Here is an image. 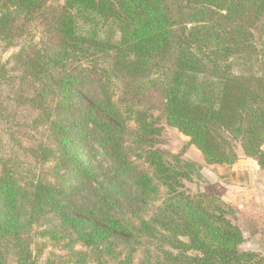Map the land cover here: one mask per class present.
<instances>
[{"label":"trees","instance_id":"obj_1","mask_svg":"<svg viewBox=\"0 0 264 264\" xmlns=\"http://www.w3.org/2000/svg\"><path fill=\"white\" fill-rule=\"evenodd\" d=\"M0 44L18 49L0 57V121L18 128L0 151V264H37L47 214L42 236L85 248L68 264L260 263L231 207L185 192L200 166L157 148L151 112L207 164L233 163L228 133L264 169V0H0ZM4 88L38 141H17Z\"/></svg>","mask_w":264,"mask_h":264},{"label":"rangeland","instance_id":"obj_2","mask_svg":"<svg viewBox=\"0 0 264 264\" xmlns=\"http://www.w3.org/2000/svg\"><path fill=\"white\" fill-rule=\"evenodd\" d=\"M62 3L63 0H57ZM34 40L38 38V30L32 32ZM17 48H5L0 44V57L3 63L9 62L10 56L16 53ZM8 88L3 89V101L7 105V109L15 115L14 122L20 125L19 132L16 136L17 141L22 142L27 146L34 141H38L39 135L35 132L29 131L26 127L29 126L31 117L34 113L26 111L24 108L16 107L11 101V95ZM11 114V113H10ZM151 114L156 118L158 126L161 128L160 136L157 138V148L166 154L170 160V156H178L182 161H190L200 166V171L197 174H192L191 181H184V190L186 193H210L218 195L224 204L232 209V213L227 216L234 225H236L243 234V242L238 246L242 252H251L256 254V259H261L259 264H264V169L261 168L257 161L253 158L247 157L241 149L238 141L233 140L232 137L225 133L228 143L233 146V152L236 156L231 165H216L207 164L201 152L191 144L190 138L179 132L176 128L168 126L164 118L158 112L153 110ZM0 121V131L3 133L0 138L3 141V147L0 151L6 153V150L12 148L7 146L10 139H14L18 128L11 126L12 123H5ZM12 145V144H11ZM263 147V146H262ZM16 149V146L15 148ZM81 156H83L81 154ZM48 170L49 165L45 166ZM62 170H59L60 173ZM44 178L50 182H54V174L47 171ZM60 180V184L63 183ZM159 199L164 197V189H160ZM159 201L155 204L147 206L146 209L150 213L155 209ZM57 228V222L52 219L51 214L40 220L32 227V256L37 260V264H68L71 256L69 254V247H73L75 251H85V248L72 244L68 246V239L61 238V234L57 233L54 237L47 235L42 236V232L53 231ZM134 259H144L142 253L135 255ZM138 264V261L135 262Z\"/></svg>","mask_w":264,"mask_h":264}]
</instances>
